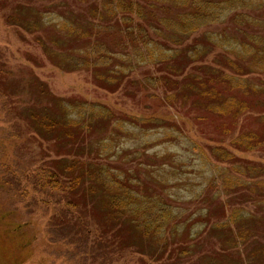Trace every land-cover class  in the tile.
Here are the masks:
<instances>
[{
	"label": "rangeland",
	"instance_id": "1",
	"mask_svg": "<svg viewBox=\"0 0 264 264\" xmlns=\"http://www.w3.org/2000/svg\"><path fill=\"white\" fill-rule=\"evenodd\" d=\"M96 4V0H0V70L5 72V76H0L3 93L0 95V217L4 214L9 220H15L33 238L31 256L22 264H177L178 254L188 245H194V252L181 256L179 264H228L248 257L253 244H264L261 224L256 225L254 235L252 229L255 228L248 224L246 228H252L248 242L236 247L233 244L236 243L237 228L233 224L216 236L211 227L231 219L236 208H240L243 215L253 212L264 220V201H258L264 196V187L258 184L264 181V148L238 149L233 142L243 131L263 125L264 92L259 89L256 90L260 94L251 90L231 91L237 98L247 96V101L253 103L248 104L249 112L235 119L233 113L224 116L211 108L208 110L206 103L200 104L186 91L185 94L179 93L181 86L173 88L171 81L163 76L168 71H160L161 65L157 63H144L124 77L119 73L117 77H123V80L118 85L100 83L97 76L101 69L94 65L87 68L80 63V58L68 60L67 57L78 58L79 52L85 51L94 40L116 46L124 38L122 30L117 28L85 40L77 33L66 32L62 25L65 16L72 14L77 22L76 28L92 32L88 20L100 22L92 15V6ZM18 8H23V13L14 11ZM241 13L255 21L250 23L252 25H244L248 27L247 32L264 36V7H251ZM233 15L234 12L216 24L196 31L186 40L184 47L202 43L207 33L215 37L214 34L224 32L232 38L239 29L233 22ZM150 35L166 41V35ZM237 38L242 39V35L238 34ZM208 47L211 51L206 59L190 66L196 72L202 71V65L225 68L224 56L237 59L220 47ZM187 61L183 56L175 65L182 70ZM115 62L122 63L114 60L111 67ZM187 72L185 69L174 79L183 81ZM225 73L242 77L244 83L249 82L258 88L264 86V72L238 76L233 70L226 69ZM155 77L160 82L150 81ZM31 78L44 82L56 97L75 105H85L86 110L92 104L110 110L108 119L88 136L85 145L91 152L85 153L81 159L97 161L119 170L124 176L129 175L134 183L139 184L135 189L142 195L155 196L156 200L162 198L173 207L178 225L167 230V236L170 233L172 237L166 244L158 243L159 247L168 245L162 261L139 254L134 247L120 250V245H124L121 237L97 243L98 236L94 234L103 224L109 225L104 209L105 198L86 197L84 203L81 201L85 227L80 223L78 226L75 220L70 221L72 216L65 214L70 191L63 193L49 189L52 190L49 192L41 190L35 183L34 171L47 168L52 160L60 158V151L69 153L70 147L59 151L53 141L43 139L28 125L29 121L20 116L22 106L37 99L38 92L29 90L17 94L20 96L12 93L22 79ZM167 96L173 97L167 99ZM210 104L217 105L220 101L212 100ZM49 107L53 109L52 105ZM74 108L73 105L72 110ZM76 111L75 108L73 114ZM153 114L163 116L166 126L148 129L146 127H151L150 124L131 123L132 116ZM218 146L233 151L237 161L231 164L220 159L213 152ZM20 153L25 158L21 164L18 163ZM74 156L68 155L70 158ZM245 163L259 166L263 173L251 191L240 185L239 180L235 179V185L229 183V178L235 175L246 178V174L237 173L234 168ZM26 168L28 171H24ZM53 168L59 172L55 166ZM13 178L18 184L12 183Z\"/></svg>",
	"mask_w": 264,
	"mask_h": 264
},
{
	"label": "trees",
	"instance_id": "2",
	"mask_svg": "<svg viewBox=\"0 0 264 264\" xmlns=\"http://www.w3.org/2000/svg\"><path fill=\"white\" fill-rule=\"evenodd\" d=\"M96 2L98 4L92 6L91 10L93 17L100 22L88 20L92 32H88L84 28L86 32H83L76 28L77 22L71 17L72 14L65 16L62 25L66 32L72 33V35L77 33L85 40H89L93 35L96 37L102 35L103 32L109 33L117 28L122 30L124 38L116 46H110L101 40H94L85 51L80 49L82 52H79L78 58L67 57L68 60L80 58V63L87 68L94 65L99 70L101 69L100 75L97 76L100 83L103 81L108 85H118L122 82L123 77L137 66L144 63H157L161 65L160 71L163 73L168 71L163 76H165L164 79L171 81L173 88L177 89L178 86H181L178 90L179 93L188 92V95H191L192 98L195 97L200 101V104L206 103L205 106L208 110L211 108L224 116L233 113L235 119L249 112L248 104H253L252 101L251 103L247 101V96L237 98L234 93L238 89L241 93L248 92V90L258 94L264 92V86L258 88L249 82L244 83L245 79L242 77L225 73L226 69L233 70L238 76L264 72V36L247 32L248 27L244 25H252L250 23L255 21L241 13V10L251 7H264V0H102L101 2L96 0ZM22 9L18 8L14 11L23 13ZM232 12H234L233 22L239 28L236 30V36L230 38L223 32L214 34L215 37H213L207 33L202 43L184 47L186 40L196 31L206 25L216 24ZM14 19L17 20V18ZM113 21L115 24L112 23ZM35 26L37 27L38 24L36 23ZM150 34L159 37L166 35V41L152 38ZM238 34L242 35V39L237 38ZM208 45L220 47L237 59L224 56L223 60L227 64L225 68L202 65V71L196 72L190 66L201 59H206L211 51ZM131 49L133 50L132 54H130ZM183 56L189 62L187 61L181 70L178 64L175 65V62ZM114 60H119L122 63L115 62L114 67H111ZM185 69L188 72L183 81L174 79L177 75H182ZM119 73L123 77H117ZM0 76H5V72L0 70ZM150 81L158 83L160 79L155 77L150 78ZM14 88L17 90H14L12 95L25 94L29 90L38 92L37 99H32L31 104L23 105L21 108L20 116H24L29 121L28 125L43 139L53 141L55 148L59 151L64 147H70L69 153L60 151L58 154L60 158L52 160L50 166L34 171L32 178L39 188L49 192H52L49 189L61 190L63 193L70 191L71 197L65 202L67 205L65 214L68 217H73L70 221L75 220V225L79 223L83 225L81 201L84 203L86 197L95 200H98L99 197L105 198L107 203L104 209L107 210L106 220L109 225L103 224L102 228H99L94 234L98 236L97 243L99 244L103 240L104 242L109 241V238L114 240L113 238L121 237V240L123 239L121 243L124 245L122 247L120 245V250L125 247H134L137 249V253L148 255L157 262L162 261L165 255L163 252H166L168 245L159 247L158 243L166 244L169 237H172L170 233L169 237L167 236V230L170 231L178 225L175 220L178 216L173 207L162 198L156 200L155 196L142 195L135 189L139 188V184L134 183L129 175L125 174L126 176H124L119 170L116 171L113 167L105 166L97 161L81 159L85 153L91 152L86 149L87 145H85L88 143L86 141L88 136L94 128L101 126V123L108 119L110 110L94 104L89 107V110H86L85 105H75L65 98L56 97L50 88L38 79H22L21 84ZM256 89L261 92L259 93ZM0 95H3L2 89H0ZM172 97L167 96V99ZM212 100L220 101V104H210ZM50 105L53 106V109L49 107ZM73 105L78 110L75 114H73L75 108L72 110ZM130 120L134 125L150 124L151 127H146L148 129L166 126L165 118L159 114L132 116ZM261 120L263 123L261 127L243 131L240 136L233 139L238 149L241 147L249 150L258 147L264 148V116L261 117ZM213 152L220 159L231 164L237 161L235 153L225 147H215ZM20 155L21 160L18 163L21 164L25 158L21 153ZM68 155L75 156L70 158ZM54 166L60 173L54 170ZM234 168L237 173L246 174V178L236 175L232 178L227 177L230 185H235L236 179L241 182L240 185L249 190L258 184L264 187V181L257 182V180H261L259 179L260 174H263L259 166L245 163V165ZM24 171H28V168ZM12 183H17L16 178L12 179ZM262 191L264 192V190ZM261 194L263 195L262 192ZM260 198L258 201L263 202L264 196H260ZM261 220L253 212L243 215L242 210L236 208L232 212L231 219L217 222L211 228L216 236L219 234L218 232L233 224L237 228L236 243L233 244L236 247L239 243L248 242L249 232L252 229L246 228L248 224H252L255 228L252 229V235L257 231L256 225L258 224H261L264 231V220H262L263 223ZM7 221H10V224L4 225ZM0 228V264L24 263L33 251L31 235H28L26 228L20 227L15 220H9L4 214L0 217ZM81 229L83 230V228ZM91 233L89 232V234ZM171 234H173L172 231ZM193 247L194 245H188L187 248H183L178 254L176 263L181 262V256L192 255ZM249 253L248 257L240 258L241 261L228 264L260 262L264 264V244H259V246L253 244ZM211 262L214 263L215 260L211 259Z\"/></svg>",
	"mask_w": 264,
	"mask_h": 264
}]
</instances>
